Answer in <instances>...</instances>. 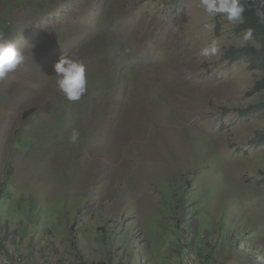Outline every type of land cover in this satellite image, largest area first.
Segmentation results:
<instances>
[{"label":"rangeland","instance_id":"obj_1","mask_svg":"<svg viewBox=\"0 0 264 264\" xmlns=\"http://www.w3.org/2000/svg\"><path fill=\"white\" fill-rule=\"evenodd\" d=\"M197 5L0 0L26 57L0 80V240L17 264H264V110L239 114L264 102L263 73L223 58L259 44ZM61 55L86 65L78 101L56 87Z\"/></svg>","mask_w":264,"mask_h":264},{"label":"clouds","instance_id":"obj_2","mask_svg":"<svg viewBox=\"0 0 264 264\" xmlns=\"http://www.w3.org/2000/svg\"><path fill=\"white\" fill-rule=\"evenodd\" d=\"M197 6L207 18L212 19L220 16L233 26L243 24L245 20L243 13L246 9L242 0H198ZM257 15L264 19V13L257 11ZM214 27V24L207 22L202 25L203 30L208 34L214 31ZM253 39V29L251 28L245 29L240 36L242 45ZM220 53V44L215 38H212L199 50V56L205 60L218 56ZM25 59L24 53L15 41L0 35V80L7 79L10 73L25 62ZM53 67L58 90L68 101L80 100L87 91L88 84L84 62L79 58L61 55ZM79 136V131L74 129L70 140L75 143Z\"/></svg>","mask_w":264,"mask_h":264},{"label":"trees","instance_id":"obj_3","mask_svg":"<svg viewBox=\"0 0 264 264\" xmlns=\"http://www.w3.org/2000/svg\"><path fill=\"white\" fill-rule=\"evenodd\" d=\"M242 2L245 3L246 10L243 13L245 20L243 24L237 25L235 32L239 34L247 28L253 29V37L258 42L259 47H231L225 50L223 58L231 63L247 60L251 68L262 71L263 77L255 83L254 88L250 92V95H252L253 92L264 90V19L257 15V11L264 13V0H242ZM13 13L14 11L11 14ZM3 26L1 34L5 37L9 32L13 31V26H6V24ZM259 109L264 110V102L239 110V114L241 117H245L255 114ZM257 144H264V134L259 137Z\"/></svg>","mask_w":264,"mask_h":264},{"label":"crops","instance_id":"obj_4","mask_svg":"<svg viewBox=\"0 0 264 264\" xmlns=\"http://www.w3.org/2000/svg\"><path fill=\"white\" fill-rule=\"evenodd\" d=\"M3 245H4V243H1V240H0V264H17L16 263L17 260L14 258V257H16L15 254H11L12 251H8L7 249L4 248ZM49 257L50 256H48V255L44 256V258L46 259L47 262H48L47 259H50ZM38 258L40 259V257H38ZM38 258L35 255H32L30 258H25V259L22 258V261H20V262H21V264H22V262H23V264H25L26 262L28 264H31V263L37 264L36 262L38 261ZM6 259H10V260H6ZM46 261H45V263H46ZM42 262H44V261H42ZM38 263H40V262H38Z\"/></svg>","mask_w":264,"mask_h":264},{"label":"built area","instance_id":"obj_5","mask_svg":"<svg viewBox=\"0 0 264 264\" xmlns=\"http://www.w3.org/2000/svg\"><path fill=\"white\" fill-rule=\"evenodd\" d=\"M18 261H20V259H19ZM65 264H66V263H65Z\"/></svg>","mask_w":264,"mask_h":264}]
</instances>
